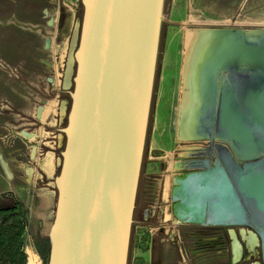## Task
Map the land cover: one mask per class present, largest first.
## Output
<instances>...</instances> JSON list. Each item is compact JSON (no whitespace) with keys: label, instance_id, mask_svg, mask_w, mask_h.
Here are the masks:
<instances>
[{"label":"water","instance_id":"1","mask_svg":"<svg viewBox=\"0 0 264 264\" xmlns=\"http://www.w3.org/2000/svg\"><path fill=\"white\" fill-rule=\"evenodd\" d=\"M163 3L81 0L47 264H127ZM207 29L185 135L209 147L179 162L171 214L252 228L264 264V27Z\"/></svg>","mask_w":264,"mask_h":264},{"label":"rangeland","instance_id":"2","mask_svg":"<svg viewBox=\"0 0 264 264\" xmlns=\"http://www.w3.org/2000/svg\"><path fill=\"white\" fill-rule=\"evenodd\" d=\"M81 14V0H0V201L17 200L23 205L26 264L48 261V232L57 195L53 179L61 165V130L70 107L72 54ZM161 14L128 249V258L136 253L134 264H146L151 235H172L186 227L173 219L165 188L177 173L175 164L193 148V142L176 134L184 97L181 68L186 34L192 28H262L264 0H164ZM49 163L50 172L45 169ZM154 194L156 201L151 198ZM168 216L172 224L160 225Z\"/></svg>","mask_w":264,"mask_h":264},{"label":"flooded vegetation","instance_id":"3","mask_svg":"<svg viewBox=\"0 0 264 264\" xmlns=\"http://www.w3.org/2000/svg\"><path fill=\"white\" fill-rule=\"evenodd\" d=\"M193 148L191 150H205L206 148L209 147L208 142L204 140L200 141H194L193 142ZM189 154V152H188ZM191 154V152H190ZM211 160H213V156L210 155ZM201 160V156H195L191 157L189 155L185 156L183 160L188 159V160ZM181 160V161H183ZM180 161V162H181ZM182 166L178 163L177 165V172L181 170ZM155 194L151 197H154ZM146 198V197H145ZM149 198V196H148ZM134 215V212H133ZM174 219V218H173ZM176 220V219H174ZM178 220H176L177 222ZM180 225H185L186 227L181 228L180 231H176V233L172 234L173 236V244L176 247V250L179 252L180 256H184L187 263L190 264H211L210 259H211V253L214 251H218L219 254L215 257H213L214 261L212 262H227V264H233V261H236L232 256L229 251V245H230V238L229 235H227V227L225 226H218V225H212V226H207V225H193V224H188L184 222H179ZM177 223V224H178ZM172 224V222H171ZM178 226V225H177ZM176 226V227H177ZM180 228V227H179ZM197 228V229H196ZM219 236V235H225V239L220 242H214L215 245L210 246L205 240V237H210V236ZM247 239L250 240V243H255L256 242V236L255 237H248ZM255 240V241H254ZM191 241V242H190ZM248 242V241H247ZM224 243V244H222ZM195 244V245H192ZM236 243H233V249L236 247ZM213 246L216 248L212 250ZM259 248V247H258ZM258 250V249H257ZM234 251V250H233ZM235 253V251H234ZM235 257V256H234ZM259 257H260V251L258 250V256L254 257V261L259 262Z\"/></svg>","mask_w":264,"mask_h":264},{"label":"bare ground","instance_id":"4","mask_svg":"<svg viewBox=\"0 0 264 264\" xmlns=\"http://www.w3.org/2000/svg\"><path fill=\"white\" fill-rule=\"evenodd\" d=\"M209 35L208 29H197V28H192L191 31H188L186 34V38L184 41L185 49L183 52V65L181 68V75H182V82H183V101L181 102L180 105V113L178 117V122H177V136L180 137V140H187V136L185 135V125L188 121L189 114L191 112V107L193 105L194 101V92H193V85H192V76H193V71L195 68V59L196 56L202 47L203 43L206 41L207 37ZM73 46H75V41H73ZM70 69H67L66 72V84H69V81L67 80L69 75H70ZM179 109V108H178ZM179 111V110H178ZM44 165H47L44 162ZM3 168L5 170V173L8 174L7 169L5 168V165L3 164ZM177 168V167H176ZM47 171H52V164L49 163L48 166L45 168ZM177 171V170H176ZM168 183H166L165 188H168ZM168 190V189H167ZM256 236V243L257 246L259 245V239L255 233H253ZM248 243H250V240L247 239ZM255 241V240H254ZM250 248V247H249ZM239 248L234 247L235 251V257L238 253ZM238 257V256H237ZM28 264H31V261L29 260ZM258 264V263H257Z\"/></svg>","mask_w":264,"mask_h":264},{"label":"trees","instance_id":"5","mask_svg":"<svg viewBox=\"0 0 264 264\" xmlns=\"http://www.w3.org/2000/svg\"><path fill=\"white\" fill-rule=\"evenodd\" d=\"M25 232L26 217L21 202L0 201V264H26Z\"/></svg>","mask_w":264,"mask_h":264},{"label":"crops","instance_id":"6","mask_svg":"<svg viewBox=\"0 0 264 264\" xmlns=\"http://www.w3.org/2000/svg\"><path fill=\"white\" fill-rule=\"evenodd\" d=\"M187 155H188V153H187ZM175 166L177 167L176 164H175ZM173 176H174V174H173ZM170 185H171V181L169 180L168 188H167L168 190L166 192V196H169V194H170V190H171ZM164 201H167V199H164L163 202ZM170 222H171L170 216H168V217L163 218L159 224L160 225L164 224V223L169 224ZM248 237H255V235L254 234H244L243 235V240L245 241L247 248H249V247L251 248V247L256 246L257 245L256 242L252 243V244H249L247 242ZM236 244H237V248H239L238 249L239 251H238V253L236 255V259H235L237 261V260H239L241 250H240L239 243H236ZM231 251L233 252L232 257L234 258L235 253L233 251V244H232ZM145 253H146L145 254L146 264H190V263H187L186 261H184L185 257L180 256L179 252L176 250V247L173 244V236L171 234H164L163 237H160V235H156V234L151 235L150 243H149L148 249L146 250ZM129 258H128V260H129ZM130 259H131V264H134V262L136 261V253L133 252V256ZM212 264H227V262H222V263L212 262ZM254 264H257V262L255 261Z\"/></svg>","mask_w":264,"mask_h":264},{"label":"built area","instance_id":"7","mask_svg":"<svg viewBox=\"0 0 264 264\" xmlns=\"http://www.w3.org/2000/svg\"><path fill=\"white\" fill-rule=\"evenodd\" d=\"M156 196L151 197L153 201H156L155 199ZM254 231L252 228L248 227V226H243V227H237V226H229L227 228V235H229L230 238V245H229V251L231 253V256L233 255V252L231 251L232 248V244L234 242L239 243L240 245V257L239 260L237 261H233V264H254V257L258 256V246H254L251 248H247V245L245 243V241L243 240V235L244 234H253ZM225 239V235H219V236H210V237H205L204 240L210 245H215L214 242L218 241L222 242ZM224 244V243H222ZM216 247L213 246L212 250L215 249ZM211 254H213V256H217L219 254L218 251H214ZM213 257L210 259V263L212 264L213 261ZM197 264H201V263H197Z\"/></svg>","mask_w":264,"mask_h":264}]
</instances>
